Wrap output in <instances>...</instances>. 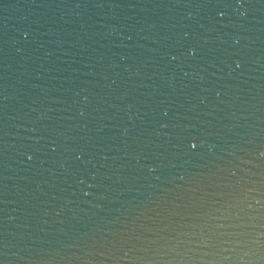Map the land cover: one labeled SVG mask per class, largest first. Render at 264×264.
<instances>
[{
    "label": "water",
    "instance_id": "1",
    "mask_svg": "<svg viewBox=\"0 0 264 264\" xmlns=\"http://www.w3.org/2000/svg\"><path fill=\"white\" fill-rule=\"evenodd\" d=\"M0 264H264V0H0Z\"/></svg>",
    "mask_w": 264,
    "mask_h": 264
}]
</instances>
